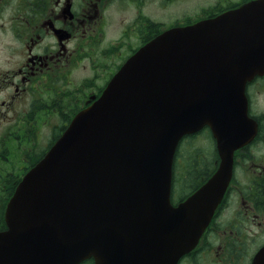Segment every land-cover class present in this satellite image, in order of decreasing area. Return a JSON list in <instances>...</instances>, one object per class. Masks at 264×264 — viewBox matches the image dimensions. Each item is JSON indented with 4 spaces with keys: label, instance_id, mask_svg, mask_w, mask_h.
Listing matches in <instances>:
<instances>
[{
    "label": "water",
    "instance_id": "1",
    "mask_svg": "<svg viewBox=\"0 0 264 264\" xmlns=\"http://www.w3.org/2000/svg\"><path fill=\"white\" fill-rule=\"evenodd\" d=\"M262 74L264 0L142 48L17 188L0 264H176L221 200L233 148L173 207L177 143L205 124L216 133L219 115L243 116V87Z\"/></svg>",
    "mask_w": 264,
    "mask_h": 264
},
{
    "label": "flooded vegetation",
    "instance_id": "2",
    "mask_svg": "<svg viewBox=\"0 0 264 264\" xmlns=\"http://www.w3.org/2000/svg\"><path fill=\"white\" fill-rule=\"evenodd\" d=\"M251 1L0 0V231L25 174L139 49ZM245 96L255 132L233 150L212 220L178 264H264V76ZM197 135L213 147L199 154L193 183L203 184L220 157L208 127Z\"/></svg>",
    "mask_w": 264,
    "mask_h": 264
},
{
    "label": "rangeland",
    "instance_id": "3",
    "mask_svg": "<svg viewBox=\"0 0 264 264\" xmlns=\"http://www.w3.org/2000/svg\"><path fill=\"white\" fill-rule=\"evenodd\" d=\"M202 143L203 142H199L198 138H196V139L187 138L181 143L180 150L181 151H195V150H197V148H200V150H203V151H206V152L210 153L212 148H213V147L210 146V142L205 144V145H207L206 147H204V145L202 146ZM194 170H196V168H194ZM209 178L205 182H207L209 180ZM182 184H184V182ZM201 185L202 184L200 183V184H197L196 186L200 187ZM180 191H181V189H180ZM187 191L188 190H186L184 193H186ZM181 193H183V192L181 191ZM179 196L180 195H178L176 192L174 193L175 202L178 201L177 197H179Z\"/></svg>",
    "mask_w": 264,
    "mask_h": 264
},
{
    "label": "trees",
    "instance_id": "4",
    "mask_svg": "<svg viewBox=\"0 0 264 264\" xmlns=\"http://www.w3.org/2000/svg\"><path fill=\"white\" fill-rule=\"evenodd\" d=\"M186 158H190V156L188 155ZM194 168H196V170H194ZM188 169H189L188 176L183 178L182 183L184 182V184L181 185V188L184 191L186 190L193 191L196 186V184L193 183L195 180V171H197L198 169V164L195 158H191V161L188 162ZM85 264H88V263H85Z\"/></svg>",
    "mask_w": 264,
    "mask_h": 264
}]
</instances>
